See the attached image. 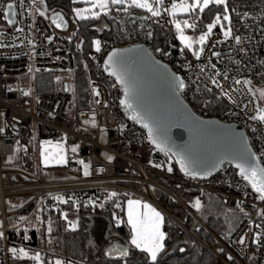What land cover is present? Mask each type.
I'll return each mask as SVG.
<instances>
[{
  "label": "built area",
  "instance_id": "built-area-1",
  "mask_svg": "<svg viewBox=\"0 0 264 264\" xmlns=\"http://www.w3.org/2000/svg\"><path fill=\"white\" fill-rule=\"evenodd\" d=\"M32 1L0 0V261L9 264L16 252L12 248L20 244L8 239L9 231L40 211L57 213L66 230L75 229L84 200L93 210L106 212L112 198L138 196L190 232L158 202L155 191L198 220L183 198L196 190L199 195L216 194L226 209L239 212L241 218L224 239L198 220L215 239L214 247L192 236L220 263L264 264V196L232 164L222 165L203 179L168 170L172 156L154 147L150 134L124 113L122 86L103 70L113 49L145 45L182 79L180 93L194 112L240 126L264 167V3H234L229 30L215 29L195 52L176 37L168 11L170 0H162L154 11L111 5L101 16L109 35L91 55L94 78L88 87L89 106L77 109L71 75L75 69L73 37L53 27L49 15L32 18ZM10 3L13 22L6 15ZM158 29L168 35L166 43L155 41ZM41 75L48 78L41 81ZM205 94L216 99L212 108ZM195 98L200 101L192 105ZM34 132L39 139L64 143L66 167L75 169L77 177H42L32 172ZM124 147L129 154L121 152ZM14 195L21 196V202L7 210L5 197ZM29 207L30 214L19 224H8L9 217ZM20 245L35 251L41 264H87L66 255L59 236L49 248ZM32 264H37L35 259Z\"/></svg>",
  "mask_w": 264,
  "mask_h": 264
},
{
  "label": "trees",
  "instance_id": "trees-1",
  "mask_svg": "<svg viewBox=\"0 0 264 264\" xmlns=\"http://www.w3.org/2000/svg\"><path fill=\"white\" fill-rule=\"evenodd\" d=\"M40 1L52 12L59 11L63 13L68 20L70 12L75 5L73 0ZM236 2L251 6L263 4L264 0H226L228 10ZM224 13V5L212 3L201 12L194 10L191 16L196 20L198 26L203 27L216 14L223 15ZM74 31V38H79L77 43H80V45H77L74 38L70 42L73 57L75 58V69L71 75L73 80L74 105L77 109H81L89 106L90 95L88 87L90 81L94 78V68L91 60V55L95 51L94 41L98 40L101 43L109 33L101 17L76 21ZM167 38L168 35L164 31L161 29L157 30L155 36L156 42L161 41L166 43ZM47 78V75L39 77L41 81ZM39 92H43V90H39ZM205 95L211 98L209 108L215 106L217 103L216 99L210 94ZM196 99L191 100L190 103L194 105L197 101H200V98ZM171 171L180 174L174 162L171 164ZM156 195L158 202L169 213L173 209L176 211V207L182 209L178 214L181 219L178 220L172 215L191 232L186 231L167 215H164L162 222L164 244L162 250L153 261L150 260L145 251L129 244L131 229L126 223L123 211L121 210L125 200L130 196L129 194L112 198L109 201L106 212L95 211L89 202L82 201L79 211L80 221L79 225H77L78 227H75V229L66 230L63 221L57 213L53 211H40L35 213L30 221L24 223L18 229L9 231L7 237L16 243L49 248L53 238L56 239V236L53 237L56 234L61 238L62 249L66 255L75 259L77 258V260L87 264H223L194 237L196 236L203 240L210 247L216 245L215 239L198 220L203 222L211 233L224 239L238 224L241 218L240 213L235 210L226 209L216 194L203 192L202 195H199L196 190H193L192 193L184 195L183 198L187 208L198 218L197 220L185 208L161 192L158 193L157 191ZM114 205L121 211L120 223L117 222L118 218L114 216L115 210H112ZM30 211V207L20 211L15 216V223L19 224L30 214ZM35 216L40 218L41 233L30 225L31 221H34ZM12 222L9 221L8 224H13L14 222ZM97 226L102 231L101 236H97L93 231L94 227ZM112 243L126 245L128 247L127 255L116 258L106 257L104 250ZM20 244L17 246L16 252L10 256L9 264H32L34 260L33 256L36 252ZM0 264H3V262L0 261Z\"/></svg>",
  "mask_w": 264,
  "mask_h": 264
},
{
  "label": "water",
  "instance_id": "water-1",
  "mask_svg": "<svg viewBox=\"0 0 264 264\" xmlns=\"http://www.w3.org/2000/svg\"><path fill=\"white\" fill-rule=\"evenodd\" d=\"M43 7L46 9L44 4ZM6 15L13 22L11 3ZM49 20L60 31L69 27L59 11L51 12ZM103 70L122 86L124 113L150 134L154 147L172 156L181 174L203 179L222 165L232 164L264 196V167L245 131L234 123L198 116L180 93L184 88L182 79L145 45L113 49ZM64 89L67 90V83ZM127 253L128 247L121 243H112L104 250L108 258Z\"/></svg>",
  "mask_w": 264,
  "mask_h": 264
},
{
  "label": "rangeland",
  "instance_id": "rangeland-1",
  "mask_svg": "<svg viewBox=\"0 0 264 264\" xmlns=\"http://www.w3.org/2000/svg\"><path fill=\"white\" fill-rule=\"evenodd\" d=\"M75 5L72 8V11L69 15V27L65 31L67 35L70 37H75V22L82 19H96L100 18L104 12L111 6L116 4H122L125 6H132L145 9L148 11H154L155 8L160 7L162 0H73ZM36 1L33 0L30 6V14L32 18H35L37 15L47 16L51 13L50 9H44L39 6ZM221 4L225 6V15L216 14L209 22H206L203 27L198 26L196 20L191 16V13L194 10L202 11L210 4ZM168 11L170 15L174 19V26L176 30H180L177 33V38L179 42H181L189 51L195 52L199 51L206 39L208 38V34H210L215 29H219L222 33H225L230 28V15L229 10L226 7V0H172L168 5ZM77 43L79 38H74ZM98 40L94 41V50L98 49ZM79 46L80 43H77ZM34 151H35V166L32 170L36 175L46 177L51 174L54 178H69V177H77L78 175L75 173V169L67 168L65 161V145L61 141H52L50 139H39L37 138L35 132L32 136ZM101 143H105L104 136L100 139ZM122 153L129 154L128 148H123L121 150ZM103 157H107L106 154H102ZM10 164V163H9ZM167 169L171 170V163L167 164ZM86 173V167H84V174ZM3 183L4 175H3ZM157 191H155L156 194ZM157 196V195H156ZM139 201L143 200L138 196H134ZM22 197L21 196H9L5 197V203L7 204V210L11 208H17L20 204ZM146 204L142 206H138L139 213L137 215H133L132 219L135 223L138 224V228L136 231L131 230V236L129 239V244L136 248H141V243L147 242L154 247H158L161 249L164 244V237H162L161 232V221L164 219L165 213L160 212L155 205L150 204L149 202H145ZM149 206V207H148ZM150 207L153 209L151 210ZM176 211L171 210L170 213L173 214L178 220L181 219L179 217V213L182 211L181 208L176 207ZM158 213V214H157ZM156 214L158 216H156ZM114 216L118 218L117 222L120 223V209H117L114 213ZM127 214L124 212V217L127 223ZM168 216V215H167ZM142 217V218H141ZM169 217V216H168ZM170 218V217H169ZM172 219V218H171ZM8 221L16 222L15 217H9ZM12 222V223H13ZM148 227L152 229V231L156 234H151L148 239L142 240V233L145 224H148ZM128 224V223H127ZM136 224V225H137ZM31 227L36 229L39 233H41L40 229V218L35 216L34 221H31ZM155 225L158 227H155ZM140 228V230H139ZM95 229V230H94ZM93 231L97 236H99L102 231H100L99 227H94ZM191 232V231H190ZM57 236L56 234L53 237ZM101 236V235H100ZM54 239V238H53ZM149 245V246H150ZM51 247V244L50 246ZM33 258L37 264H41L40 257L37 253L34 254Z\"/></svg>",
  "mask_w": 264,
  "mask_h": 264
},
{
  "label": "crops",
  "instance_id": "crops-1",
  "mask_svg": "<svg viewBox=\"0 0 264 264\" xmlns=\"http://www.w3.org/2000/svg\"><path fill=\"white\" fill-rule=\"evenodd\" d=\"M145 202H146L145 200L139 201L138 199H136V197L131 195L125 200V202L123 204V207L121 208V210L123 211V214H124V212L127 214V216H126L127 217V223H128V226L130 227V229L133 231V233H134V231H136V228H138L139 226L137 224L138 222L136 223L137 225L133 224L135 222L133 221L132 217H133L134 214L137 215V213H139V210H138L139 207L138 206L140 205V206L143 207L146 204ZM150 209L153 210L151 207H150ZM160 212L164 213L161 209H160ZM157 214H156V216H158ZM119 218H120V216H119ZM163 220L164 219H162V221L160 223H161V232H162V235L164 236V233H163V230H162V225H163L162 222H163ZM148 225H149V222H148V224H145V227L143 228L142 240H145L146 238L148 239V237L151 234H156V232L154 233L152 231V229L150 227H148ZM157 226L155 225V227H157ZM139 230H140V228H139ZM141 244H142V245H140L141 248H138V249L145 251L147 253V255L149 256L150 260H152V261L156 259L157 255L160 253V251L163 248L162 247L161 249H159L158 247H154V246L150 245V243L147 244V242H146V244L145 243L144 244L141 243ZM12 250L15 251L16 249L12 248Z\"/></svg>",
  "mask_w": 264,
  "mask_h": 264
},
{
  "label": "flooded vegetation",
  "instance_id": "flooded-vegetation-1",
  "mask_svg": "<svg viewBox=\"0 0 264 264\" xmlns=\"http://www.w3.org/2000/svg\"><path fill=\"white\" fill-rule=\"evenodd\" d=\"M37 4H38L39 6H41V7H43V4H42L41 1H38ZM43 8H44V7H43Z\"/></svg>",
  "mask_w": 264,
  "mask_h": 264
},
{
  "label": "bare ground",
  "instance_id": "bare-ground-1",
  "mask_svg": "<svg viewBox=\"0 0 264 264\" xmlns=\"http://www.w3.org/2000/svg\"><path fill=\"white\" fill-rule=\"evenodd\" d=\"M239 213V212H238Z\"/></svg>",
  "mask_w": 264,
  "mask_h": 264
}]
</instances>
